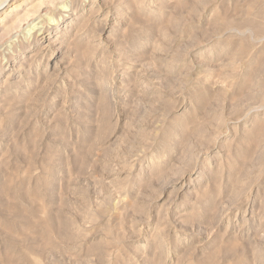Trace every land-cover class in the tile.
<instances>
[{"label": "rangeland", "instance_id": "374dc122", "mask_svg": "<svg viewBox=\"0 0 264 264\" xmlns=\"http://www.w3.org/2000/svg\"><path fill=\"white\" fill-rule=\"evenodd\" d=\"M0 264H264V0H0Z\"/></svg>", "mask_w": 264, "mask_h": 264}, {"label": "bare ground", "instance_id": "6f19581e", "mask_svg": "<svg viewBox=\"0 0 264 264\" xmlns=\"http://www.w3.org/2000/svg\"><path fill=\"white\" fill-rule=\"evenodd\" d=\"M50 18H51V17H49V19H50ZM49 19H48V20H49ZM34 27H36V24H34L33 27H31V28H34Z\"/></svg>", "mask_w": 264, "mask_h": 264}]
</instances>
